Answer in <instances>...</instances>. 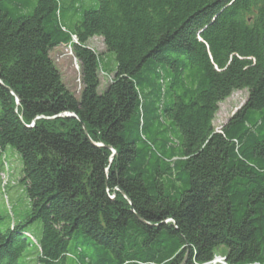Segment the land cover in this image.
Returning <instances> with one entry per match:
<instances>
[{"label": "trees", "instance_id": "16d2710c", "mask_svg": "<svg viewBox=\"0 0 264 264\" xmlns=\"http://www.w3.org/2000/svg\"><path fill=\"white\" fill-rule=\"evenodd\" d=\"M87 5L0 0V165L13 147L30 201L0 264H264V0Z\"/></svg>", "mask_w": 264, "mask_h": 264}, {"label": "rangeland", "instance_id": "374dc122", "mask_svg": "<svg viewBox=\"0 0 264 264\" xmlns=\"http://www.w3.org/2000/svg\"><path fill=\"white\" fill-rule=\"evenodd\" d=\"M88 7L95 6L97 0H84ZM88 46L98 55L114 59V55L107 52L102 38H93ZM60 69L63 80L68 88L78 96L80 86V68L69 47L61 46L52 53ZM102 86L100 93L106 89L109 79L101 76ZM248 97L247 91H237L229 99L220 104V110L216 115L214 127L221 130L229 119L245 104ZM3 163L0 165V227L7 229L11 223L22 221L30 208V201L25 184L22 182L23 164L21 156L11 146L4 150ZM35 238H39L42 231L41 222H35L28 227ZM223 251L218 252L219 264L223 262ZM222 259V260H221ZM36 264V262H32Z\"/></svg>", "mask_w": 264, "mask_h": 264}, {"label": "bare ground", "instance_id": "6f19581e", "mask_svg": "<svg viewBox=\"0 0 264 264\" xmlns=\"http://www.w3.org/2000/svg\"><path fill=\"white\" fill-rule=\"evenodd\" d=\"M223 261H225L224 258H223ZM210 264H219V258H215L214 261Z\"/></svg>", "mask_w": 264, "mask_h": 264}, {"label": "water", "instance_id": "95a60500", "mask_svg": "<svg viewBox=\"0 0 264 264\" xmlns=\"http://www.w3.org/2000/svg\"><path fill=\"white\" fill-rule=\"evenodd\" d=\"M17 102H18V98H17ZM69 116H71V115H69ZM186 262H187V257L185 258V260L182 264H186Z\"/></svg>", "mask_w": 264, "mask_h": 264}, {"label": "built area", "instance_id": "2783aa9c", "mask_svg": "<svg viewBox=\"0 0 264 264\" xmlns=\"http://www.w3.org/2000/svg\"><path fill=\"white\" fill-rule=\"evenodd\" d=\"M222 259H223V258H222ZM222 259H221V260H222ZM223 262L225 263V261H223Z\"/></svg>", "mask_w": 264, "mask_h": 264}]
</instances>
